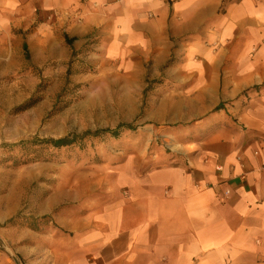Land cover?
<instances>
[{
    "label": "crops",
    "instance_id": "obj_1",
    "mask_svg": "<svg viewBox=\"0 0 264 264\" xmlns=\"http://www.w3.org/2000/svg\"><path fill=\"white\" fill-rule=\"evenodd\" d=\"M1 9L0 47H26L16 34L39 10L70 47L127 65L184 53L182 94L198 102L192 115L208 116L187 127L185 151L123 167L122 194L74 207L75 264H264V0H0Z\"/></svg>",
    "mask_w": 264,
    "mask_h": 264
},
{
    "label": "rangeland",
    "instance_id": "obj_2",
    "mask_svg": "<svg viewBox=\"0 0 264 264\" xmlns=\"http://www.w3.org/2000/svg\"><path fill=\"white\" fill-rule=\"evenodd\" d=\"M55 22L37 10L16 34L27 46L0 47V264H75L74 207L122 194L123 167L185 151L187 127L208 118L192 115L198 102L183 95L184 53L127 65L98 47H70ZM86 131L98 135L30 145Z\"/></svg>",
    "mask_w": 264,
    "mask_h": 264
},
{
    "label": "trees",
    "instance_id": "obj_3",
    "mask_svg": "<svg viewBox=\"0 0 264 264\" xmlns=\"http://www.w3.org/2000/svg\"><path fill=\"white\" fill-rule=\"evenodd\" d=\"M129 128V127H128ZM105 132H111V135L113 137L117 136V132L116 131H105ZM98 135L97 131L95 133H90L88 131L82 133L81 135H72L71 137H63V138H58V139H44V140H40L38 142H33L30 143L31 146H51L53 148H63V147H67V146H71L76 142L81 141L83 138L88 137V136H92V137H96ZM25 143H20L19 145H16L18 147H23L25 146Z\"/></svg>",
    "mask_w": 264,
    "mask_h": 264
}]
</instances>
